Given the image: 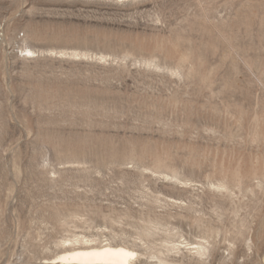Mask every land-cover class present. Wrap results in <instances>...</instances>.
Instances as JSON below:
<instances>
[{"label":"rangeland","instance_id":"1","mask_svg":"<svg viewBox=\"0 0 264 264\" xmlns=\"http://www.w3.org/2000/svg\"><path fill=\"white\" fill-rule=\"evenodd\" d=\"M77 240L264 264V0H0V264Z\"/></svg>","mask_w":264,"mask_h":264},{"label":"bare ground","instance_id":"2","mask_svg":"<svg viewBox=\"0 0 264 264\" xmlns=\"http://www.w3.org/2000/svg\"><path fill=\"white\" fill-rule=\"evenodd\" d=\"M23 52L31 56L35 54L29 46H26ZM84 241L77 240L70 246L68 245L51 259V264H133L139 258V252L119 244L101 245L100 243L96 245L88 240ZM197 254L205 255L204 249L198 248Z\"/></svg>","mask_w":264,"mask_h":264}]
</instances>
